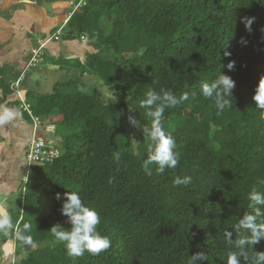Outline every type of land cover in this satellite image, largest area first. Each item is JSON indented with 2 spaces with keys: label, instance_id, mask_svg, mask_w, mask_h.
<instances>
[{
  "label": "trees",
  "instance_id": "16d2710c",
  "mask_svg": "<svg viewBox=\"0 0 264 264\" xmlns=\"http://www.w3.org/2000/svg\"><path fill=\"white\" fill-rule=\"evenodd\" d=\"M245 17L255 18L251 33ZM66 31L97 51L72 67L103 80L119 101L106 105L97 90L88 95L67 85L29 104L41 126L61 116L54 123L61 156L27 171L23 214L13 224H32L27 235L35 247L18 241L13 230L17 255L27 250L16 264H187L201 251L208 256L204 264H227L236 249L224 241V231L251 211L250 192H264V116L252 100L264 75V0H86ZM229 59L236 61L231 72L224 67ZM219 73L236 86L232 107L217 115L199 86ZM149 90L189 95L162 117L180 161L162 174L150 165L152 175L144 164L150 141L118 117L127 113L150 127L140 107ZM177 176L191 180L174 185ZM66 191L78 192L98 212L97 230L111 241L107 250L72 258L54 239L52 225L70 230L55 199ZM256 248L264 251V241Z\"/></svg>",
  "mask_w": 264,
  "mask_h": 264
},
{
  "label": "crops",
  "instance_id": "0c3cea01",
  "mask_svg": "<svg viewBox=\"0 0 264 264\" xmlns=\"http://www.w3.org/2000/svg\"><path fill=\"white\" fill-rule=\"evenodd\" d=\"M74 1L0 0V111L7 107L17 113L10 122L0 124V196H4L3 200L17 189L18 173L21 179L27 177L30 164L26 155L31 150L33 136L47 140L46 134L53 130L56 119L49 117L36 129L33 120L26 114L27 120L21 109L24 103L32 104L28 95L52 94L59 85L65 86L60 90L68 89L67 85L72 90H82L83 86L98 90L97 77L72 66L63 67V58L85 61V55L96 51L87 38L67 37L66 25L80 8V0ZM62 34L65 35L62 37ZM37 49L40 54L30 65L32 52ZM41 80L45 83L38 82Z\"/></svg>",
  "mask_w": 264,
  "mask_h": 264
},
{
  "label": "clouds",
  "instance_id": "9594fccd",
  "mask_svg": "<svg viewBox=\"0 0 264 264\" xmlns=\"http://www.w3.org/2000/svg\"><path fill=\"white\" fill-rule=\"evenodd\" d=\"M84 5L81 4L80 8ZM254 21V17L242 18V23H244L245 30L248 33L252 32ZM239 43L246 46L248 42L244 37H241ZM224 55L225 57H230L231 52L225 51ZM224 67L229 72L234 71L236 61L229 59ZM95 86L101 93L106 105L115 104L118 101V95L111 91L103 80L96 78ZM235 86L236 82L231 76L219 73L213 82L202 83L199 87L200 94L213 103L217 115H220L226 108L232 107L229 97L233 98ZM188 99V93L177 97L171 91L161 90L158 93L149 90L146 93V99L140 101V107L146 109L145 116L151 120L150 127H141L140 120L133 115H129V124L140 129L144 139L150 141L148 155L144 162L145 171L148 175H152V171L148 167L150 165H156L155 171L160 174L164 173L166 169H175L177 167L180 161V153L176 151V142L173 137L165 132L162 126V117L166 109L175 107ZM252 100L255 103V108L264 116V75L260 77L255 87ZM16 115L17 113L13 109L3 108L0 111V124L10 122ZM34 116L37 117L36 115ZM32 139L43 140L46 144L51 143L48 139L34 136ZM132 141L137 143L134 138H132ZM54 149L59 151L61 156V151L56 141ZM117 158L119 157L117 156ZM190 180V177L181 178L177 176L173 183L174 185L187 184ZM55 199L61 201L59 212L66 218L67 224L70 225L68 227L70 230H66L60 223L52 225L49 230L54 239L64 245L69 257H81L85 252L98 255L110 247V239L101 235L97 230V226L101 222L98 212L88 207L78 192L56 193ZM248 200V207L251 211L244 212L234 225V228L223 233L224 241L229 245H234L236 249L229 252L227 264H249V261H251V264H264V251L256 248L257 245L264 241V192L254 190L249 193ZM31 229V223H24L22 228L16 227L13 224L12 217L6 211L0 212V233L7 235L14 230L15 238L18 241L35 247L32 237L27 235ZM234 233L237 234L235 240H233ZM249 249L254 252L251 257L249 256ZM205 261H208V256L201 251L188 256L187 264H204Z\"/></svg>",
  "mask_w": 264,
  "mask_h": 264
},
{
  "label": "rangeland",
  "instance_id": "374dc122",
  "mask_svg": "<svg viewBox=\"0 0 264 264\" xmlns=\"http://www.w3.org/2000/svg\"><path fill=\"white\" fill-rule=\"evenodd\" d=\"M77 1L78 0H75L74 3H76ZM64 35L65 34H62V37ZM95 52H97V51H95ZM107 59H109V58H107ZM63 60H64L63 61V63H64L63 67L64 68L67 65L70 66V68H71V66L74 65V62H76L75 59H73L74 61L73 60L65 61V58H63ZM67 60H70V59H67ZM35 75H36V77L40 78L38 74H35ZM46 77H44V79H46ZM38 82L41 83V82H44V81L41 80V81H38ZM71 88L73 89V87H70V89ZM56 89L60 90V85ZM82 90L85 93H87L88 95L93 93V90L91 88L90 89L83 88ZM98 97L104 102L103 97L101 96V93L99 91H98ZM28 98H29V100L31 101L32 104H37V102L39 101V96H37V95H35L33 93L29 94ZM118 101L115 104H112V105H116L118 103ZM36 114L39 115V112H37ZM24 115H26V114L24 113ZM118 117L120 119L124 120V127L127 128L129 132L135 131L136 127H134V126L129 124V121H128L129 115H127V113L119 114ZM25 118H27V120H28V116L27 115H26ZM55 118L56 119L53 120V121H57L58 119L61 118V116L58 115ZM49 129L50 128H48V130ZM46 138L48 140H52L51 143H48L46 145L47 149H51L52 151H54L53 149H54L55 141L53 139L57 138L56 131H55V126H53V130L51 132L49 131V133L46 134ZM53 156H55L54 152H53ZM25 175H28V173L26 172ZM23 176H24V174H23ZM18 177L19 178H18L17 186H16L17 189L16 190H12V191H15V192H12L11 194H9L7 196V199H5V200L2 199L4 196H0V212H5L6 211L12 217L13 223H15V221L18 220L23 214V207L20 205L19 201L23 200V196H21V193H22V187H23L26 179H21L20 173H18ZM13 180L16 182V178H13ZM13 234H14V231H12V232L10 231L7 235H5L4 233H0V264H16L20 260L25 258V254L27 253L26 249H21V251H20L21 253L19 255H17V252L19 250V248L17 247L18 246V242L13 239V237H14Z\"/></svg>",
  "mask_w": 264,
  "mask_h": 264
},
{
  "label": "built area",
  "instance_id": "2783aa9c",
  "mask_svg": "<svg viewBox=\"0 0 264 264\" xmlns=\"http://www.w3.org/2000/svg\"><path fill=\"white\" fill-rule=\"evenodd\" d=\"M81 4H85V0H80L78 5H81ZM39 54H40L39 49L33 50L32 57L30 59V62H31L30 65L32 64V62H34L35 58ZM18 97L21 99V101H24L20 95H18ZM21 109L30 116V118L33 120L34 127L37 129L40 125V121L37 117L33 115L29 104L24 103L21 106ZM46 145H47L46 142L43 140L41 141H38L37 139L32 140L31 150L26 155L28 163L30 165H35L39 163L41 164L43 162H52L60 157L59 151H57L56 149H53L54 151H52L51 149H47ZM53 152L55 156H53Z\"/></svg>",
  "mask_w": 264,
  "mask_h": 264
},
{
  "label": "water",
  "instance_id": "95a60500",
  "mask_svg": "<svg viewBox=\"0 0 264 264\" xmlns=\"http://www.w3.org/2000/svg\"><path fill=\"white\" fill-rule=\"evenodd\" d=\"M34 248V247H33Z\"/></svg>",
  "mask_w": 264,
  "mask_h": 264
}]
</instances>
